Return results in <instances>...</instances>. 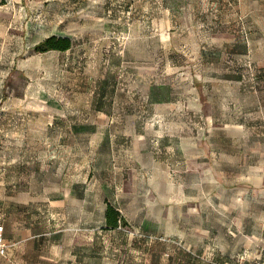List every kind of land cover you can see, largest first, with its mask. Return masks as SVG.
Masks as SVG:
<instances>
[{"label": "rangeland", "instance_id": "374dc122", "mask_svg": "<svg viewBox=\"0 0 264 264\" xmlns=\"http://www.w3.org/2000/svg\"><path fill=\"white\" fill-rule=\"evenodd\" d=\"M0 225V264L263 248L264 0H0Z\"/></svg>", "mask_w": 264, "mask_h": 264}, {"label": "trees", "instance_id": "16d2710c", "mask_svg": "<svg viewBox=\"0 0 264 264\" xmlns=\"http://www.w3.org/2000/svg\"><path fill=\"white\" fill-rule=\"evenodd\" d=\"M72 43L68 38L48 37L34 46L36 53H47L50 51L64 52L70 50ZM105 226L106 229L114 230L119 227L120 224L126 225L124 218L113 207L107 206L105 210Z\"/></svg>", "mask_w": 264, "mask_h": 264}, {"label": "built area", "instance_id": "2783aa9c", "mask_svg": "<svg viewBox=\"0 0 264 264\" xmlns=\"http://www.w3.org/2000/svg\"><path fill=\"white\" fill-rule=\"evenodd\" d=\"M8 246L5 243L3 236V226L0 225V257H3L7 254ZM220 264V263H217ZM226 264V263H223ZM237 264H264V253L259 254L257 257L250 261L239 262Z\"/></svg>", "mask_w": 264, "mask_h": 264}, {"label": "crops", "instance_id": "0c3cea01", "mask_svg": "<svg viewBox=\"0 0 264 264\" xmlns=\"http://www.w3.org/2000/svg\"><path fill=\"white\" fill-rule=\"evenodd\" d=\"M3 236H4V227H3ZM262 253H264V247L261 248L260 250L255 251V253L251 254L250 256L246 257L245 259H242L241 262L250 261V260L254 259L259 254H262ZM218 263H220V264H223V263H226V264H237V263H239V261H233V259H222Z\"/></svg>", "mask_w": 264, "mask_h": 264}]
</instances>
